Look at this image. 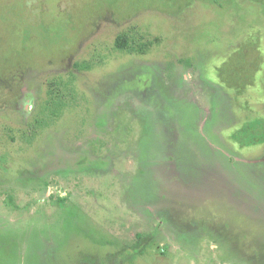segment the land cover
<instances>
[{
    "label": "rangeland",
    "instance_id": "1",
    "mask_svg": "<svg viewBox=\"0 0 264 264\" xmlns=\"http://www.w3.org/2000/svg\"><path fill=\"white\" fill-rule=\"evenodd\" d=\"M126 248L264 264V0H0V264Z\"/></svg>",
    "mask_w": 264,
    "mask_h": 264
},
{
    "label": "trees",
    "instance_id": "2",
    "mask_svg": "<svg viewBox=\"0 0 264 264\" xmlns=\"http://www.w3.org/2000/svg\"><path fill=\"white\" fill-rule=\"evenodd\" d=\"M126 41V40H125ZM121 42H124V39H117V46H120ZM138 248V247H137ZM137 248H126L125 250H123L122 252L118 253L114 259L113 262L115 264H122L124 262H126V260H128L129 257H131L133 254L138 253V249ZM142 248V247H141ZM138 250V251H137ZM141 250V249H140ZM143 250V249H142ZM107 262H104L103 264H106ZM108 264V263H107Z\"/></svg>",
    "mask_w": 264,
    "mask_h": 264
}]
</instances>
